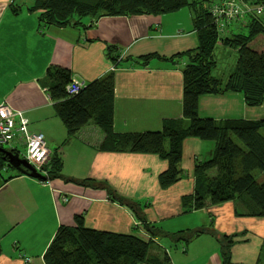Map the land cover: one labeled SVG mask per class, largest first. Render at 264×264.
<instances>
[{
	"label": "crops",
	"instance_id": "obj_1",
	"mask_svg": "<svg viewBox=\"0 0 264 264\" xmlns=\"http://www.w3.org/2000/svg\"><path fill=\"white\" fill-rule=\"evenodd\" d=\"M11 4L20 7L17 15L10 11ZM31 6V0H0V104L21 112L28 120V133L41 135L55 149L63 164L62 175L82 184L56 179L44 186L18 171L7 181L1 177L0 264H44L43 253L57 228L73 224L76 216L83 217L86 228L125 235H140V224L167 234L210 225L219 235H237L231 249L233 264L255 263L264 232H260L259 241L251 228L262 218L236 217L232 202L184 213L181 199L193 193L192 176L184 185L175 183L161 189L158 176L166 169V162L154 154L100 149L103 133L93 124L70 135L45 91L43 81L50 67L69 70L72 81L82 87L112 73L113 131L160 130L163 121L181 118L183 60L168 59L196 47L193 41L188 42L190 37L179 38L174 33L182 27L181 20L172 19L173 15L105 17L85 30L44 27L26 10ZM148 54L165 60L153 58L141 64L140 57ZM217 99L221 100L219 106L204 103ZM247 110L243 97L233 92L202 96L197 107L199 117L214 120L264 117L259 113L247 116ZM190 148L195 165L209 163L203 153L210 157L213 144L187 138L181 146L182 167L183 153ZM11 151L22 155L24 147L15 142ZM184 169L189 173V168ZM108 192L138 204L137 211L111 200ZM62 197L68 198L66 204ZM6 234L11 235L8 243L1 240ZM214 237L207 233L187 243L180 255H168L171 264H221L220 245ZM252 238L256 240L254 248L248 247ZM196 241L207 250L201 260L191 256ZM241 252L245 259L238 260Z\"/></svg>",
	"mask_w": 264,
	"mask_h": 264
},
{
	"label": "trees",
	"instance_id": "obj_2",
	"mask_svg": "<svg viewBox=\"0 0 264 264\" xmlns=\"http://www.w3.org/2000/svg\"><path fill=\"white\" fill-rule=\"evenodd\" d=\"M200 1L207 7L208 15L209 8L216 4L220 5L213 0ZM243 1L260 9L264 7V0ZM31 2L32 6L26 10L37 16L39 26L82 30L105 17L157 18L190 5V0H31ZM19 8L10 5L13 15H17ZM245 17L248 20L243 22V26H233L237 30L241 28L239 33L234 31L225 18L220 20L219 24L208 19L205 25L196 29L197 46L168 59L183 60L181 118L163 121L160 130L156 132L121 134L113 131L112 73L69 94L66 90L72 82L69 70L50 67L43 81L45 91L70 135H77L82 128L93 124L103 133L100 149L154 154L165 160L166 169L158 176V185L161 189L174 185L183 176L180 162L181 146L185 139L196 138L212 143L211 160L214 162L215 174L207 175L209 163L197 162L193 171V193L181 199L184 213L232 202L236 217L264 218V179L259 182L254 175L255 172H264V118L254 121L214 120L201 118L197 113L198 100L202 96L226 92L239 93L247 107L260 106L264 101V53L248 48L249 43L258 35H264V28L261 16L257 12H250V15ZM223 22L227 26L226 29ZM217 44L223 49L236 51L238 55L225 81L211 75L216 67L214 50ZM110 52L111 49H108V56L114 61ZM153 58L165 60L156 54H148L140 57L143 62L141 64H146ZM8 169L13 168L0 152V176ZM43 170L46 171L45 175L36 172L44 178L35 179L40 185L56 179L65 183L82 184L66 179L62 175L63 164L60 157L56 156V152L51 155ZM108 194L111 200H116L134 212L137 211L138 204L117 198L111 192ZM139 229H142L140 235L96 231L86 228L83 217L76 216L73 224L60 225L57 228L43 253L42 260L44 264H171L166 251L157 248L156 252L150 251L152 243L157 244L156 239H170L173 243L184 241L187 244L202 234H207L205 229L167 234L141 224ZM236 236H222L220 239L216 237L220 245L221 264H233L230 248ZM254 264H260V260Z\"/></svg>",
	"mask_w": 264,
	"mask_h": 264
},
{
	"label": "rangeland",
	"instance_id": "obj_3",
	"mask_svg": "<svg viewBox=\"0 0 264 264\" xmlns=\"http://www.w3.org/2000/svg\"><path fill=\"white\" fill-rule=\"evenodd\" d=\"M28 1H30V0H28ZM213 1H216L217 3H219L220 4L219 7L223 6L221 9H224V11H228V9H229L228 5H232L233 11H237L236 15L230 17L231 20L227 21L228 23L231 24L230 26H232V27L233 26H243V22H247L246 21L247 17H245V16L250 15V12L255 11L258 13L259 16H261L260 19L262 20V27L264 28V7L262 9H260V7H254V5H251V4H249V2H245L243 0H222V1L213 0ZM209 9H208V11H209ZM169 15H173L172 19L181 20L182 27L179 29H176L174 31V33L179 38L190 37L188 42L191 44L193 41L194 42V45H192L193 47L197 46V44H198V36L196 34V29L199 26L205 25V23L208 21V19L211 20V16H209L208 12H207V7L205 5H202L200 0H190V5L188 7H185V8H183V9H181L175 13L164 15V16H169ZM223 18H225V17L221 16V21L223 20ZM178 23L180 24L179 21H178ZM227 25H229V24H227ZM223 27L225 29L227 28V26L224 22H223ZM233 28H234V31L236 33L240 32L241 28H239L238 30L236 29V27H233ZM245 32L246 31H243V33H245ZM178 43H183V42L179 41ZM159 45H161V44H159ZM248 48H250L254 51H257V52H263L264 53V35L263 34L258 35L252 42L249 43ZM237 58H238V55H237L236 51L231 50V49H223L220 46V44H217V47L214 50V59L216 61V67L212 70V73H211L212 77L220 79L222 81H225L226 77L228 76V74L233 69ZM180 65L182 66L181 63H180ZM204 101H206L204 103L207 106L208 105L209 106L210 105H217V106L221 105L220 99L204 100ZM247 109H248L247 110V114H248L247 116H251L255 113L256 114L259 113L260 115H262V114H264V101L262 102V104L260 106L247 107ZM262 118H264V117H262ZM2 149L10 152V147L7 145L3 146ZM191 151H192V148L186 150L183 153V166L184 167H182L180 164V167H181L182 172H183V176L181 177V179L178 182H176V183H181L178 185H184V183H186V181L191 182L190 176L193 177V171H194L195 163L193 161V157L192 156L190 157ZM22 153L24 154V152H22ZM53 153H55V149H54ZM19 158L22 159L21 156H19ZM203 158H206L207 160H209V164H210L209 169L207 170V175L213 176L215 174V166H214V162H212V160H211V156L208 157V155L204 151ZM164 162H165V160H164ZM184 168H189V173L186 172V170ZM15 174H17V171L15 169H8V171H6V172L3 171L1 173L0 179L2 177L3 180H6V178H8L11 175H15ZM254 175H255V178L259 182L264 179V172H255ZM48 182L49 181H46L42 185L46 186ZM188 185L190 188L192 184L189 183V184H187V186ZM169 191H168V194L171 193ZM181 191H182V187H181V189H179V192H181ZM62 203L66 204L67 202H65V203L62 202ZM263 221H264V218H262V221L259 222L260 224L258 226L254 225L251 228V233L259 241L261 238L260 232H261V234H263V232H264V222ZM261 223H262V226H261ZM209 226L205 228L206 233H211L213 236H215L214 238L219 237V239H220L222 237V235H219L218 233H216L215 230L213 229V227H209ZM181 232H183V231H181ZM234 236H236V235H234ZM1 238H2L1 240L3 242H6V243L11 241V239H10L11 235L8 236L6 234ZM197 238H195V239H197ZM235 238H233V240H232L233 244L230 248V253H231V249H232L233 245L237 242ZM195 239H193L192 241H194ZM156 240H157V244L152 243V247H150V249H151L150 251L156 252L155 248H157L159 250L166 251L169 256L171 254H179L180 255L182 252L181 251L182 248H184V250H185L186 246H188V245H186V243L184 241L173 243L170 241V239H167V242L160 240V238H158ZM255 241L256 240L254 238H252L250 240V243L248 244V247L254 248ZM164 243L166 244V246H164ZM192 245H194L192 248V251H191V256L193 254V260H196L199 258H200L199 260H201L203 255L206 254L207 250H205V247L203 246L202 243H199L197 241L194 242V244H192ZM258 247L260 248V250H259V255H258L257 259L260 260V264H264V242L262 241L261 244L259 243ZM239 256L240 257L238 258V260L245 259L242 252L240 253ZM199 260H198V262H199ZM246 260H249V259H246ZM258 260H255V262H257ZM26 262H28V261L26 260ZM244 262H246V263H243V264H249L248 261H244ZM240 264H242V263H240Z\"/></svg>",
	"mask_w": 264,
	"mask_h": 264
},
{
	"label": "built area",
	"instance_id": "obj_4",
	"mask_svg": "<svg viewBox=\"0 0 264 264\" xmlns=\"http://www.w3.org/2000/svg\"><path fill=\"white\" fill-rule=\"evenodd\" d=\"M223 7V6H222ZM217 4L210 8V16L213 23H220L221 16H224L226 21H229L232 16H235L237 11H233L232 5H228V11L221 9ZM233 11V12H232ZM154 28L157 25H153ZM82 85L72 81L66 88L69 94L77 92ZM18 142L24 147L22 157L34 171L45 175L46 171L43 167L48 162L54 152L52 146L47 145L41 135H32L28 133V120L21 112L14 111L7 104H0V148L3 146L13 147V144ZM61 202H68V198L62 197Z\"/></svg>",
	"mask_w": 264,
	"mask_h": 264
},
{
	"label": "water",
	"instance_id": "obj_5",
	"mask_svg": "<svg viewBox=\"0 0 264 264\" xmlns=\"http://www.w3.org/2000/svg\"><path fill=\"white\" fill-rule=\"evenodd\" d=\"M0 152L5 156L8 164L16 171L32 179L44 180V178L36 173L25 160L20 159L18 154L3 149H0Z\"/></svg>",
	"mask_w": 264,
	"mask_h": 264
}]
</instances>
